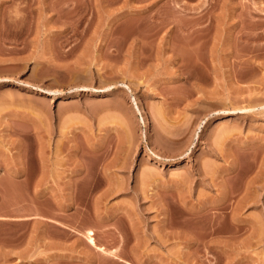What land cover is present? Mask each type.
I'll list each match as a JSON object with an SVG mask.
<instances>
[{
  "label": "rangeland",
  "instance_id": "rangeland-1",
  "mask_svg": "<svg viewBox=\"0 0 264 264\" xmlns=\"http://www.w3.org/2000/svg\"><path fill=\"white\" fill-rule=\"evenodd\" d=\"M129 263L264 264V0H0V264Z\"/></svg>",
  "mask_w": 264,
  "mask_h": 264
},
{
  "label": "bare ground",
  "instance_id": "bare-ground-1",
  "mask_svg": "<svg viewBox=\"0 0 264 264\" xmlns=\"http://www.w3.org/2000/svg\"><path fill=\"white\" fill-rule=\"evenodd\" d=\"M86 238H87V242H88L92 247H94V249L96 248V249H99L100 251H103L104 253L106 252V253H108V254H110V255L112 254V256L114 255V258L120 259V261H121V260L124 261L123 259H121V258H119V257H117V256L115 255V252H114V251H116L115 249H113V250H111V251H106L105 248H103V247H101V246H97L96 241H95V237H94V232H93V231L89 230V231L87 232ZM129 264H130V263H129Z\"/></svg>",
  "mask_w": 264,
  "mask_h": 264
}]
</instances>
